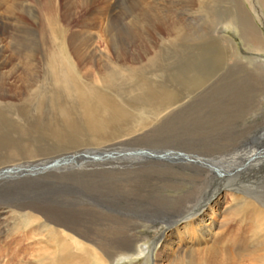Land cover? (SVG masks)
<instances>
[{"label": "bare ground", "instance_id": "obj_1", "mask_svg": "<svg viewBox=\"0 0 264 264\" xmlns=\"http://www.w3.org/2000/svg\"><path fill=\"white\" fill-rule=\"evenodd\" d=\"M32 1L38 4L39 13L35 3L28 0H0V6L7 5L9 12L18 10L19 17H13L16 22L41 19L51 34L58 33L55 27L66 16L65 11L58 9L56 0H43L47 9L44 13L42 1ZM115 2L125 8L120 18L130 25L132 37L131 47L117 46L112 20L106 29L112 51L117 57L130 52L146 61L136 62L128 71L104 69L102 81L105 79L104 84L113 87L109 90H116L115 96L79 82L71 70H65L61 81L75 90L80 117L72 116L65 107L58 111L63 113L65 125L61 129L55 125L43 137L52 138L56 146L70 145L64 149L68 159L87 152L116 153L111 161L121 163L115 168L121 172L119 192L124 195L130 179L138 185H151L150 190L144 188L146 194L155 196L158 206L169 212L189 206L208 177L211 186L218 183L212 186L214 189L210 186L209 192L206 187L207 196L191 204L192 211L187 216L166 227L158 228L153 222L152 227L157 228L152 238L158 249L155 264H264V198L256 200L242 190H227L221 185L249 177L259 188L264 182V0ZM75 3L77 0L70 1V6ZM53 11L57 12L56 18ZM77 14L80 11L74 18H78ZM9 19L0 15V30L10 23ZM229 28L243 43L246 54L239 51L235 38L227 36ZM33 35L28 31L19 34V54L34 57L39 52L41 48L28 42L27 36ZM74 38L81 41L73 46L75 54L96 53L89 29L84 28ZM253 107L254 112L248 115ZM257 118L263 122L255 124ZM82 142H87L83 143L87 147L80 145ZM144 142L163 145L159 150H166V156L160 151L149 152L145 160L143 156L126 155ZM256 155L261 162H256ZM103 160L110 162L108 158ZM181 165L191 172L177 170ZM237 169L240 171L235 174ZM138 188L128 190L135 192ZM80 193L69 189L68 194L57 196L54 201L51 198L17 205L29 221L23 238L36 245L31 248L34 262L30 255L23 264H115L117 260H132L134 255L148 263L150 248L143 247L137 253L140 238L133 232L140 221H150L154 213L148 210L139 215L138 208L124 204L122 208L115 203L116 209L130 212L116 215L119 213L82 202Z\"/></svg>", "mask_w": 264, "mask_h": 264}, {"label": "rangeland", "instance_id": "obj_2", "mask_svg": "<svg viewBox=\"0 0 264 264\" xmlns=\"http://www.w3.org/2000/svg\"><path fill=\"white\" fill-rule=\"evenodd\" d=\"M28 1L33 5L35 3L34 8L39 13L38 4L32 0ZM70 1L72 0L55 1L59 6L58 9L62 10L63 13L65 11L64 14L66 15L63 16L64 18L59 25L57 24L55 27L58 29V33L56 34L50 33L49 27L44 20L38 19L33 21L27 17L28 19H24L25 21L16 22L13 17H19L18 10H11L12 12H9L7 10V5L2 4L0 6V15H3V17H5V15L10 17V23L5 25V29L3 28L0 30V34H2L0 35V39L2 40L0 43V264H23L32 252L31 248L34 243H32L31 240L26 241L24 240L25 238H23L24 232L27 231L26 227L29 221L20 214L21 209L18 206L24 205L27 202H43L44 199L51 198H53L54 201V198H57V196L61 197V195H65L66 192L68 194L69 189L73 191L75 189L78 190L79 193L81 192L79 198L82 202H92L96 206V209L100 208L103 211L113 212V214L119 213L116 215L130 214V212L121 211L118 207L116 209L115 203H117V205L121 204L119 206H122V208L124 205L138 208L139 215L143 211H152L154 216L151 218V222L147 220L140 221L138 223L139 226H137L133 232L137 238H140L139 242L136 244L137 253L142 250L141 248L143 247L149 246L150 248L149 251L151 252L148 263H144V259L141 256L138 257L134 255L132 260H117L115 264H155L154 260L158 249L155 245L153 246L152 243V238L154 237L153 231L157 229L152 227V225H154L153 222H156L155 226L158 228L161 226L166 227V224H171L172 221H178L179 218L181 219L183 216H187V213L189 214L191 213L190 211H192L189 206L191 204L195 205L199 200L204 199V197L207 196L206 191L208 190L209 192L211 187L217 186L218 183L211 186V180L208 177L209 179H205L201 185L202 187L199 191L200 195L198 194L194 197L192 199L194 201H192L189 206L186 205L185 209L179 210V212H169L158 206V203L154 200L155 196L146 194L148 192H146L144 188L150 190V187L153 188L151 185H149L150 187L138 185L134 180L130 179L125 186L127 191L123 193L124 195L119 192L118 186L120 178L118 177V173L121 172H119L120 169L118 170L115 168H118L121 163L114 164L111 161L116 153L104 154L102 152H95L89 154L87 152L85 155L83 154L68 159L65 158L64 149H67L65 147H69L70 145L67 146L62 143L56 146L55 144L57 142L53 141L52 138L43 137V134H45L44 132H49V130L52 131L54 127H56L55 125H59L57 128L65 125L61 118V114L63 113L61 112L59 114L58 112L60 110L63 111L65 107L71 110L72 116L78 115L80 117L75 104V90L61 81V77L64 76L63 73L65 70H71L79 82H87L88 85H90L89 87L93 89H105L115 96L116 90H109V88L113 87L105 85V79L102 81L104 69H113L114 72H118L119 70L126 71L132 66H136V62L141 61L143 64L146 61L145 58L137 59L139 56L135 57L134 53L131 54L130 52L127 53V55L124 54L121 57H117L111 49L110 36L107 35L106 29L111 26L112 22V26L115 28L112 30V35L116 38L117 46L124 48L131 47L130 40L132 35H130V33L132 29H130V25L123 22L120 18L122 17L120 13L125 10L123 6L117 4L115 0H77V3L72 6H70ZM40 2L45 7L46 2H43V0H40ZM44 9L45 10L42 9V11L44 13L47 12L46 7ZM78 11H80V14H77L78 18H74L73 15ZM38 13L37 16L40 17ZM53 13L56 18L57 12L53 11ZM54 26L55 24H53V27ZM261 27L264 31V27L262 25ZM84 28L89 29L93 33V40L91 42L93 48L97 50L95 54L91 52L75 54L73 51L75 45H80L81 42L80 40H75V34L81 33ZM18 29L22 31L20 32ZM228 30L230 31L226 33L227 36L235 38L239 51L246 54L243 43L238 40L237 35L234 34L231 28ZM24 31H28L30 34L33 33V36H27L28 42L38 49L41 48L34 57H29L26 54H19L17 52V40L20 37L19 34H23ZM32 39H35V42H32ZM2 71H4V73ZM118 100L120 104H123V100L120 99V97ZM57 106H60V108L58 107V109ZM61 106H63V108H61ZM254 110L255 107L251 109L248 115L253 113ZM259 122L263 121L257 118L255 124L257 123L258 125ZM258 135H260V133H258ZM257 140L259 141L258 136L256 141ZM83 143L87 145V142H82L80 145L84 148L87 147L84 146ZM162 146L160 145L157 147L154 142H144V145H139L137 148L135 147V149L131 148L130 152H127L126 155L132 154L135 155L136 158H141L143 156V160H145L148 158L147 155L149 152L152 154L156 151H160L159 148H162ZM139 148L140 150H138ZM43 150L46 152L44 151L43 153ZM134 150H136V152ZM71 151L72 150H69V153ZM160 152L163 156H166V150ZM69 153L68 155H70ZM48 155H51V159H49ZM256 157L254 156L253 160L256 158V162H261L260 157L258 155H256ZM103 158L110 159V162H108L110 164L105 163ZM54 159H56L57 162H55ZM135 160L137 161V159ZM102 164L104 165L102 166ZM128 164H131L130 160ZM5 166L9 167L2 170V167ZM176 169L184 171V173H190L192 170L189 167H182V165ZM239 171L240 170L237 169L234 173L236 174ZM155 173H151L150 175H155ZM86 174H90V176ZM157 176H159V174H157ZM249 178H243L242 180L241 178H237L236 181L232 183L225 181L221 185L227 190L228 188L242 190L241 192L245 195L255 197L256 200L261 201L262 198H264V182L259 188L255 183L256 181L252 179L249 180ZM122 183L124 184V182ZM205 183L206 185H204ZM76 184L79 187H77ZM106 188L109 189L106 190ZM130 188L138 189L134 190L135 193L129 191L128 189ZM115 200L117 202H115ZM261 203L264 204V202ZM16 208H19V210ZM11 209H13V211ZM141 238H145V240ZM34 250L36 249L33 248V251ZM34 258L35 257L31 255L30 260L34 262Z\"/></svg>", "mask_w": 264, "mask_h": 264}]
</instances>
